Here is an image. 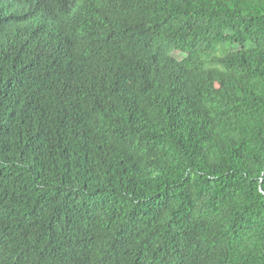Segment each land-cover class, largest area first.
Returning <instances> with one entry per match:
<instances>
[{
    "label": "trees",
    "instance_id": "1",
    "mask_svg": "<svg viewBox=\"0 0 264 264\" xmlns=\"http://www.w3.org/2000/svg\"><path fill=\"white\" fill-rule=\"evenodd\" d=\"M0 264H264V0H0Z\"/></svg>",
    "mask_w": 264,
    "mask_h": 264
}]
</instances>
